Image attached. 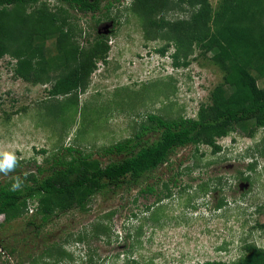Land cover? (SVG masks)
Returning a JSON list of instances; mask_svg holds the SVG:
<instances>
[{"label":"rangeland","instance_id":"rangeland-1","mask_svg":"<svg viewBox=\"0 0 264 264\" xmlns=\"http://www.w3.org/2000/svg\"><path fill=\"white\" fill-rule=\"evenodd\" d=\"M45 2L52 9L59 4ZM209 2L213 10L218 7L219 0ZM132 4L133 0H121L112 7L113 23L109 18L95 22L98 11L95 17L74 12L82 28L77 43L86 44L98 31L108 35L110 46L106 61L97 62L74 102L70 95H50V82L17 76L15 58L0 59V150L14 151L23 162L22 171L46 165L45 160L58 151L62 154L65 146L97 156L99 148L132 136L148 113L193 117L200 104L210 102V91L224 76L211 54L194 46L186 59L179 55L175 65L174 43L162 37L161 30L153 29L147 37L144 20ZM191 11L182 4L156 18L182 19ZM53 47V39H48L46 56L54 53ZM258 85L264 88V79H258ZM248 130L255 132L249 135ZM218 142L222 147L217 153L201 144L199 158L192 157L191 146L180 148L171 156L173 163L149 176L147 182L169 176L176 180L177 186L170 184L172 195L157 203L153 195L143 194L134 201L136 189L117 190L94 195L85 210L60 212L38 231L26 223L30 210L24 218L4 222L0 264L234 262L245 255L246 244L264 248V129L248 122ZM111 158L115 157L103 156L102 162ZM252 160L255 168L249 171L246 166ZM185 166L193 168L184 173ZM240 172L249 176L248 182L239 179ZM4 178L0 174V180ZM204 180L205 191L198 186ZM219 198L224 204L217 209ZM29 206L35 210L36 202ZM3 219L0 215V222Z\"/></svg>","mask_w":264,"mask_h":264},{"label":"trees","instance_id":"trees-1","mask_svg":"<svg viewBox=\"0 0 264 264\" xmlns=\"http://www.w3.org/2000/svg\"><path fill=\"white\" fill-rule=\"evenodd\" d=\"M45 1L0 0V59L5 55L15 58L17 76L26 81L50 82V95H70L69 101L74 102L87 87L97 62H105L110 49L108 35L98 31L86 44L77 43L76 34H81L82 28L74 12H90L95 17L98 11L95 22L109 18L113 23L110 10L121 0H54L59 3L54 9ZM182 4L192 10L187 18H156ZM131 6L144 20L147 37L153 29L161 30L165 31L162 37L174 43L175 65H179V55L186 59L195 46L210 53L211 61L223 70L222 83L210 91V102L200 104L196 116L167 118L148 113L132 136L99 148L97 156L65 146L60 148L62 154L58 151L35 171H22L23 162L18 160L14 172L1 174L5 178L0 180V215L4 217L0 226L24 218L32 209V200L36 207L26 223L34 225L36 231L60 212L85 210L97 194L136 189L134 201L143 194L153 195L157 203L172 195L170 184L177 186L176 180L169 176L147 182V178L162 165L173 163L171 156L177 150L191 146L192 157L199 158L201 144L217 153L222 147L218 138L237 126L252 122L255 129H264V88L258 85V79H264V0H219L214 10L209 0H133ZM51 38L54 53L46 56L44 48ZM254 132L247 131L249 135ZM151 133L156 137H150ZM103 156L115 158L103 163ZM255 164L252 160L246 168L252 171ZM192 168L185 166L184 173ZM243 173L239 179L248 182L249 176ZM17 176L23 180L22 188L11 191ZM198 186L207 190V180ZM223 204V198H219L215 207L219 209ZM244 250L245 255L234 262L204 260L196 264H264L263 247L249 243ZM126 264L138 262L131 259Z\"/></svg>","mask_w":264,"mask_h":264},{"label":"clouds","instance_id":"clouds-1","mask_svg":"<svg viewBox=\"0 0 264 264\" xmlns=\"http://www.w3.org/2000/svg\"><path fill=\"white\" fill-rule=\"evenodd\" d=\"M19 161L14 151L0 150V174L8 175L16 170ZM23 180L17 176L15 181L10 185L11 191L21 190Z\"/></svg>","mask_w":264,"mask_h":264},{"label":"built area","instance_id":"built-area-1","mask_svg":"<svg viewBox=\"0 0 264 264\" xmlns=\"http://www.w3.org/2000/svg\"><path fill=\"white\" fill-rule=\"evenodd\" d=\"M32 211V209H30V212Z\"/></svg>","mask_w":264,"mask_h":264}]
</instances>
